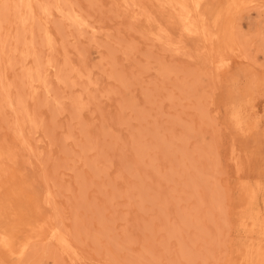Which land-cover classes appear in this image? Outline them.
Wrapping results in <instances>:
<instances>
[{
  "label": "rangeland",
  "instance_id": "374dc122",
  "mask_svg": "<svg viewBox=\"0 0 264 264\" xmlns=\"http://www.w3.org/2000/svg\"><path fill=\"white\" fill-rule=\"evenodd\" d=\"M163 1L0 0V264H264V0Z\"/></svg>",
  "mask_w": 264,
  "mask_h": 264
},
{
  "label": "bare ground",
  "instance_id": "6f19581e",
  "mask_svg": "<svg viewBox=\"0 0 264 264\" xmlns=\"http://www.w3.org/2000/svg\"><path fill=\"white\" fill-rule=\"evenodd\" d=\"M170 7L176 11L178 13V20L182 21L183 19H187L188 23L186 26H188V28H192L195 29V25L192 23L191 19L193 17V13H195L196 15V19L199 21V25L201 28V31L204 33L205 36H207V26L205 24V20H206V12L210 11L212 9V13L214 12L215 14H219V5L217 4V2H214V0H165ZM163 1V2H165ZM216 1V0H215ZM227 4L230 5H234V8H239L246 3H240L239 0H227L226 2ZM243 4V5H241ZM241 5V6H240ZM216 10V11H215ZM172 12V11H171ZM68 20H70L71 22H73L74 24H76L77 26H81L82 25V21H80V19H78L76 16L74 15H68L67 17ZM1 22V21H0ZM189 33V32H188ZM232 31H229L227 33H223L222 36H217V54L218 56H221L223 52H226V50L229 48L228 42L230 41L229 38L230 36L232 37ZM191 34V33H190ZM236 34V33H235ZM203 35V37H204ZM237 37V36H236ZM235 38V37H234ZM205 39V38H204ZM210 41V40H209ZM209 44V42H208ZM229 50V49H228ZM200 53V52H198ZM223 63V62H221ZM3 89L5 90L6 87L3 86ZM8 92V91H6ZM9 97V96H8ZM8 104L11 105L12 107V101H10L9 99H7ZM16 103V102H15ZM21 107L23 108L22 103L20 104ZM20 109V108H19ZM234 148V146L232 147ZM235 149V148H234ZM238 158V156H237ZM2 170V169H1ZM1 204V203H0ZM7 207V206H6ZM3 211V210H2ZM4 213V212H3ZM24 213V212H23ZM9 214V213H8ZM14 215V214H13ZM30 216V215H29ZM31 217V216H30ZM30 221V220H29ZM34 223V222H33ZM50 225V223H49ZM33 226V225H32ZM46 227V226H44ZM28 229V228H27ZM38 229V228H36ZM32 230V229H31ZM34 230V229H33ZM40 230H42V228H40ZM36 231V230H35ZM30 234V233H29ZM46 234V233H45ZM36 235V234H35ZM4 238V237H3ZM48 240L49 242L53 243V242H61V241H65L66 242V238L62 235V234H58V231L56 229H52V231H50L49 235H48ZM9 241V240H8ZM12 241V240H11ZM47 243V242H46ZM30 247V246H29ZM4 249V248H3ZM25 249V248H24ZM20 250V249H18ZM3 251V250H2ZM25 252V250H24ZM23 253V252H22ZM24 254V253H23ZM7 255V254H6ZM11 255V254H10ZM12 256V255H11ZM10 257V256H9ZM18 258V257H17ZM11 259V258H10Z\"/></svg>",
  "mask_w": 264,
  "mask_h": 264
}]
</instances>
